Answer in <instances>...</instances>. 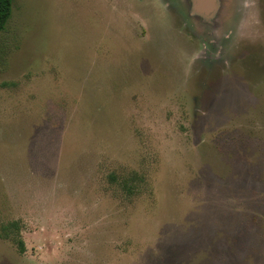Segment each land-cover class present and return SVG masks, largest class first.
I'll use <instances>...</instances> for the list:
<instances>
[{
  "label": "rangeland",
  "instance_id": "1",
  "mask_svg": "<svg viewBox=\"0 0 264 264\" xmlns=\"http://www.w3.org/2000/svg\"><path fill=\"white\" fill-rule=\"evenodd\" d=\"M174 3L12 0L0 264H264V0Z\"/></svg>",
  "mask_w": 264,
  "mask_h": 264
},
{
  "label": "trees",
  "instance_id": "2",
  "mask_svg": "<svg viewBox=\"0 0 264 264\" xmlns=\"http://www.w3.org/2000/svg\"><path fill=\"white\" fill-rule=\"evenodd\" d=\"M12 11V0H0V31H3L6 27V23L10 18ZM4 236H7L5 233ZM1 237V235H0ZM17 248L20 253H24L23 241L19 239L17 241Z\"/></svg>",
  "mask_w": 264,
  "mask_h": 264
},
{
  "label": "water",
  "instance_id": "3",
  "mask_svg": "<svg viewBox=\"0 0 264 264\" xmlns=\"http://www.w3.org/2000/svg\"><path fill=\"white\" fill-rule=\"evenodd\" d=\"M216 8V0H194V11L205 17H210Z\"/></svg>",
  "mask_w": 264,
  "mask_h": 264
},
{
  "label": "flooded vegetation",
  "instance_id": "4",
  "mask_svg": "<svg viewBox=\"0 0 264 264\" xmlns=\"http://www.w3.org/2000/svg\"><path fill=\"white\" fill-rule=\"evenodd\" d=\"M173 6L178 9L192 12L194 11V0H176V3H174Z\"/></svg>",
  "mask_w": 264,
  "mask_h": 264
}]
</instances>
